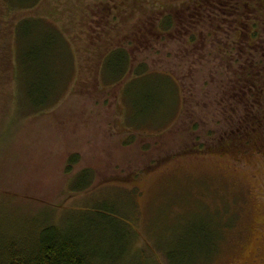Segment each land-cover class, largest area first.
<instances>
[{
  "label": "rangeland",
  "instance_id": "rangeland-1",
  "mask_svg": "<svg viewBox=\"0 0 264 264\" xmlns=\"http://www.w3.org/2000/svg\"><path fill=\"white\" fill-rule=\"evenodd\" d=\"M97 1L99 15H126L119 28L149 19V30L151 23L165 14L177 15L192 0ZM261 3L264 19V0ZM50 4L51 0H42L37 12L42 13ZM119 21L115 19L113 25ZM258 32L260 35L261 30ZM148 43L151 49L145 45L128 49L132 56L129 66L143 63L155 72H176V79L188 85L183 101L188 97L191 109L201 113L202 101L209 102L217 90L215 84H209L212 62L206 58L199 63L195 54L182 59L180 44L169 39L159 42L153 38ZM118 61L117 55L109 58L107 77L119 74L111 72L109 65ZM199 64L202 75L196 71ZM82 77H71L62 87L60 100L38 111L24 101L19 85L16 88L13 84L14 91L11 88L0 94V225L13 229V222L18 221L22 226L35 222L77 226L102 264H138L140 254L145 264H170L166 249L184 264L183 259L187 262L205 256L206 246L219 229L217 249L203 264H264V132L246 150L235 145L212 153L187 151L192 143L209 146L214 142L199 133L200 129L196 134L187 132L184 105L170 126L161 131L139 130L146 109L143 105L157 102V78L153 76L149 101L142 96L136 104L140 108L136 113L143 114L126 119V129L134 127L135 133H120L114 129L117 87L97 93L95 80ZM204 81L207 85L203 87ZM158 108L156 105L154 110ZM176 108L177 104L168 107L153 119L155 126L173 118ZM195 135L201 137L196 142ZM73 155L78 161L67 172ZM84 170L92 174L90 186L71 190L73 184L84 180H77L79 176L75 179ZM107 211L118 212L122 222H128L126 256H122L126 247L123 224Z\"/></svg>",
  "mask_w": 264,
  "mask_h": 264
},
{
  "label": "trees",
  "instance_id": "trees-1",
  "mask_svg": "<svg viewBox=\"0 0 264 264\" xmlns=\"http://www.w3.org/2000/svg\"><path fill=\"white\" fill-rule=\"evenodd\" d=\"M41 1L0 0V94L6 90L7 93L10 92L13 84H16V88L19 85L24 101L33 104L36 111L56 103V98L65 85L61 81V69L58 68L59 61L63 58L57 45L59 34L54 29L44 28L43 22L36 18V8ZM261 2L262 0H192L177 15L165 14L162 19L151 23L148 30L149 19L146 20L148 24L139 20L129 29L126 25L119 28L126 22V15L120 14L121 17H118L113 12L99 15L97 1L95 25L98 30V53L91 61V66L80 67L79 79L83 75L85 79L94 78L95 73L100 70L102 60L107 56V48L119 50L122 46L130 48L145 45L151 49L152 44L148 41L153 38H158L159 42L162 38L172 40L180 44L182 59L195 54L199 63L206 58L212 62L209 84H215L217 89L215 95L208 99L209 102L202 101L201 113L194 112L189 98L184 96L183 121H188L184 123L189 126L186 127L187 132L196 134L200 129L199 133L203 132V136L213 138L214 142L209 146L204 143L194 146L197 143H192L187 151L212 153L219 148H235V145L240 146L241 150L250 149L255 145L256 136L261 131L264 132V19L260 16ZM107 9L110 10L109 7ZM251 14L254 15L253 19L250 18ZM118 18L121 21L114 26L113 21ZM122 63L121 55L115 65L110 63L111 72H118ZM196 71L203 74L201 64ZM184 74L180 75L181 79ZM179 84L185 94L188 85L182 84V81ZM202 85L206 86V81ZM201 128L205 129L201 131ZM198 138L201 137L195 135L194 142ZM77 161L76 155L71 156L67 172ZM91 175L88 170L80 172L75 179L79 176L77 180L81 177L84 180L73 184L71 190L87 189L92 181ZM107 214L120 219L118 212L107 211ZM13 223V229L0 225V264L104 263L96 261V251L90 248L89 240L80 234L77 226L62 227L49 222L24 223V226L18 221ZM121 223L127 236L125 234V250L118 257L121 254L126 256L129 242L126 241V237L129 239L126 227L128 222L121 220ZM220 237L221 231L218 229L206 246L208 252L205 256L187 259V262L183 259V263L203 264L209 260L217 249ZM175 254L169 249L165 250L168 263L179 264ZM137 256L141 260L138 264H145L144 255ZM103 257L109 259L108 255Z\"/></svg>",
  "mask_w": 264,
  "mask_h": 264
},
{
  "label": "crops",
  "instance_id": "crops-1",
  "mask_svg": "<svg viewBox=\"0 0 264 264\" xmlns=\"http://www.w3.org/2000/svg\"><path fill=\"white\" fill-rule=\"evenodd\" d=\"M57 0L56 3L51 0V4L46 9H43L42 13H38L36 18L43 22L44 28L54 29L59 34V40L57 45L60 49L59 53L63 54V58L59 61V69H61V78H65V84H68L71 77L80 78V67L88 64L91 66V61L95 59L98 51V30L95 25L97 18V0ZM88 6V9L86 8ZM94 23V24H92ZM94 27V28H93ZM105 35H103L104 37ZM122 49L107 48L105 51L107 56L102 60L100 70L95 73L94 84L99 92L111 90L117 87V94L115 97L114 108V129L120 133L134 132V127L131 128V132L125 127L126 119L129 116H135L139 118V107L136 104L138 99L142 96H146L147 102L150 95V82L154 80L153 76L157 78L156 96L157 102L153 106L152 103L149 107H146L144 120L139 126L140 129H147L149 131H161L165 126H170L173 122H176L180 113L183 110V92L180 87L179 81L176 77L168 71H153L148 69L145 64H131V53L128 47H121ZM112 55L123 56V66L115 74V76L107 77L106 63L109 62V58ZM86 56V57H85ZM90 62V63H89ZM119 62V61H118ZM110 65V63H109ZM91 68V67H90ZM125 73L123 74V71ZM90 80V79H89ZM65 87V85L63 86ZM61 94L58 95L56 100H60ZM98 93V92H97ZM163 100L162 103L158 101ZM175 100L173 104H164L165 101ZM178 102V103H177ZM177 104V112L173 118H170L165 122L163 126H155L153 119L159 117L168 109ZM136 105L137 108L132 109ZM159 105L158 111L154 110V107ZM93 119V113L90 114ZM94 120V119H93ZM135 122V121H134ZM133 123V122H131ZM137 123H141L138 120ZM130 129V128H128ZM138 131V130H137ZM135 133V132H134Z\"/></svg>",
  "mask_w": 264,
  "mask_h": 264
}]
</instances>
